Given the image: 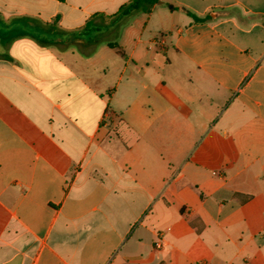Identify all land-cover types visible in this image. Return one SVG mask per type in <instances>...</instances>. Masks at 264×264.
<instances>
[{
    "label": "crops",
    "instance_id": "obj_1",
    "mask_svg": "<svg viewBox=\"0 0 264 264\" xmlns=\"http://www.w3.org/2000/svg\"><path fill=\"white\" fill-rule=\"evenodd\" d=\"M130 1L0 0V264H264V0Z\"/></svg>",
    "mask_w": 264,
    "mask_h": 264
},
{
    "label": "trees",
    "instance_id": "obj_2",
    "mask_svg": "<svg viewBox=\"0 0 264 264\" xmlns=\"http://www.w3.org/2000/svg\"><path fill=\"white\" fill-rule=\"evenodd\" d=\"M158 0H131L130 2L126 3L125 5H123L120 9L121 13H130L133 11H143V12H149L152 8V6L157 2ZM191 16L194 17L195 20H201L200 18H198L197 16L193 15L192 13L188 12ZM88 24L87 23V29L88 28Z\"/></svg>",
    "mask_w": 264,
    "mask_h": 264
},
{
    "label": "built area",
    "instance_id": "obj_3",
    "mask_svg": "<svg viewBox=\"0 0 264 264\" xmlns=\"http://www.w3.org/2000/svg\"><path fill=\"white\" fill-rule=\"evenodd\" d=\"M162 249V243H161V241L159 240V241H157L156 243H155V250L156 251H160Z\"/></svg>",
    "mask_w": 264,
    "mask_h": 264
}]
</instances>
